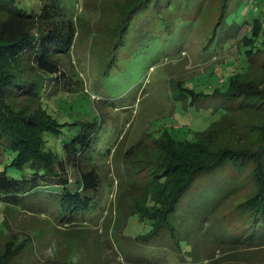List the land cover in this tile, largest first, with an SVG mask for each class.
I'll use <instances>...</instances> for the list:
<instances>
[{
    "label": "rangeland",
    "instance_id": "374dc122",
    "mask_svg": "<svg viewBox=\"0 0 264 264\" xmlns=\"http://www.w3.org/2000/svg\"><path fill=\"white\" fill-rule=\"evenodd\" d=\"M48 1L18 2L21 7L39 10ZM61 1L66 13L75 20L77 34L64 67V78L69 83H62L60 76L58 80H50L52 76L41 74L46 77L43 107L60 123L68 124L58 137L47 134V147L66 162L63 144L77 135L84 123L93 124L95 151L99 156L84 168L93 165L100 174L98 205L87 217L62 214L48 203L51 196L62 190L56 185H42L38 189L42 192L39 198L27 197L20 206H7L0 198L2 258L7 262L5 255L14 253L12 257L8 255L9 264H264V247L226 252L214 241L217 234L247 226L238 205L255 191L251 165L245 167L240 178L230 181L227 189L213 186V182L220 184L223 178L201 176L171 215L174 232L169 227L158 237L139 241L137 238L149 232L151 226L131 215L134 198L141 197L145 187H149L151 177L145 166L153 167L159 158L155 141L163 130H170L179 139H194L197 131L205 130L217 117L214 114L206 118V109L199 113L184 109L175 85L198 78L200 87L212 92L214 86L242 65L237 61L239 42H233L227 49L207 45L223 1L202 0L196 4L198 11L194 7L175 12L169 28L151 26L150 32H145L139 19L134 31L143 28L141 36H126L123 42H118L116 36L121 27L116 25L128 0ZM228 5L229 9L234 6L232 12L227 10L238 19L248 21L259 16L264 22V0H228ZM178 19L184 26L174 32L173 24ZM246 29L249 30L247 23L242 30ZM263 38H259V44ZM263 62L264 54L258 55L241 80L264 81ZM39 75L33 71L29 78ZM14 105L19 109L27 102L19 98ZM250 118L253 117L248 114L230 116L218 133L224 134L233 147L243 148L240 145H244L242 142L249 134ZM138 144L134 160L125 165L124 152ZM12 156L14 153L9 154L0 144V168ZM140 159L145 166L133 176L134 171L127 168ZM65 164L60 173L75 190L79 187V172ZM235 171L226 167L221 175L234 179L231 175L234 172L236 176ZM208 186V193H220L222 200L217 211L204 220L201 210L196 213L190 207L206 200L198 195ZM194 249L200 257L196 262L185 252Z\"/></svg>",
    "mask_w": 264,
    "mask_h": 264
},
{
    "label": "trees",
    "instance_id": "16d2710c",
    "mask_svg": "<svg viewBox=\"0 0 264 264\" xmlns=\"http://www.w3.org/2000/svg\"><path fill=\"white\" fill-rule=\"evenodd\" d=\"M18 1L0 0V144L9 154L14 153L11 161L4 162L0 168V198L7 206H20L27 197L39 198L42 192L38 189L42 185H56L62 190L58 195L51 196L48 203L57 207L62 214L87 217L97 208L102 185L95 166L84 168L99 156L95 151L96 128L91 129L93 124L84 123L82 130L63 144L65 162L47 147L46 137L47 134L58 137L68 124L60 123L42 104L46 77L42 78L41 74L52 76L50 80H58L60 76L63 77L62 83H69L64 78V67L76 41V23L66 13L61 0L45 2L39 10L21 7ZM201 1L128 0L116 25L117 28L121 27L116 36L118 42H123L126 36H141L143 28L134 31L139 19L145 25V32H150L151 26L156 29L169 28L172 27L170 20L175 12L194 7L198 11L196 4ZM222 1L220 17L212 28L207 45L227 49L233 42H239L237 61L242 65L228 76L227 81L213 89L211 87L212 92L202 89L198 78L179 81L175 85L174 90L179 100L183 101L184 109L194 113L206 109V118L214 114L217 117L205 130L197 131L194 139H179L176 134L164 129L155 141L159 158L153 162V167H146L140 159L127 168L132 169L135 176L145 166L146 174L151 177L149 187L146 186L141 197L134 198L132 204L134 210L131 215H137L142 222L147 221L151 226L149 232L137 238L139 241L158 237L169 227L174 232L171 215L177 211L180 200L191 193L201 176L223 178L220 184L213 182V186L219 185L220 190L227 189L229 182L240 178L245 167L251 165L255 191L238 205L247 226L217 234L214 241L226 252L245 247H264V81L255 78L241 80V75L256 63L258 55L264 54V38L260 44L258 42L259 38L264 37V22L259 16L251 17L248 21L238 19L230 14L236 2L229 9L228 0ZM174 22V32L184 26L179 19ZM246 23L249 30L243 31ZM261 68L264 71V62ZM33 71L40 75L30 79ZM19 98L25 99L27 105L18 109L14 102ZM35 104L38 107H34ZM235 114L253 117L250 118L249 134L241 141L244 145L240 147L243 148L233 147L224 134L218 133L219 127L226 125V118ZM138 146L133 145L124 152L125 165L134 160ZM109 152L105 154L107 157ZM64 164L79 172V187L75 190L70 188L68 180L60 173V169L65 170ZM226 167L236 170V176L234 172L231 175L236 178L221 175ZM209 187L198 195L206 200L196 201L195 206L190 207L196 213L201 210L204 220L217 211L222 200L220 193L209 194ZM185 252L189 253L192 262L200 258L195 249ZM10 254L5 255L8 261L10 256H14V253ZM8 261L0 255V264H9Z\"/></svg>",
    "mask_w": 264,
    "mask_h": 264
}]
</instances>
